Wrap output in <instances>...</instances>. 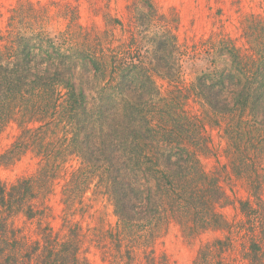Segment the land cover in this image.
<instances>
[{"label":"rangeland","instance_id":"obj_1","mask_svg":"<svg viewBox=\"0 0 264 264\" xmlns=\"http://www.w3.org/2000/svg\"><path fill=\"white\" fill-rule=\"evenodd\" d=\"M20 41L35 47L39 61L70 67L91 104L109 92L131 95L142 122L152 114L151 124L161 119L168 130L171 110L183 109L191 138L183 142L224 189L228 201L215 208L227 224L188 231L176 209L154 240L146 233L145 241L143 227L121 231L114 196L98 177L89 187L78 184L80 161L60 154L57 135L39 140L56 144L48 152L28 134L18 141L21 130L7 121L0 133V264H42L50 244L60 264H264V138L252 145L233 139L226 130L242 110L225 114L223 99L213 109L205 103L209 91L231 100L235 88L221 78L256 79L250 93L264 94V0H0V48H22ZM128 61L143 66L126 82L119 64ZM145 73L151 85L143 86ZM256 110V117L244 114L253 120L249 127L264 119L260 105ZM12 147L22 150L20 158L4 156ZM45 163L48 172H41ZM38 176L46 182H36L35 196L28 183L19 186Z\"/></svg>","mask_w":264,"mask_h":264},{"label":"trees","instance_id":"obj_2","mask_svg":"<svg viewBox=\"0 0 264 264\" xmlns=\"http://www.w3.org/2000/svg\"><path fill=\"white\" fill-rule=\"evenodd\" d=\"M24 41H20L22 48H0V133L3 126L7 127L8 121L21 130L16 137L18 141L28 134L33 142L54 153L56 144L47 142L42 145L52 131V136L57 135V139H61L57 144L58 150L62 149L60 154L71 155L76 162L80 161V167L83 165L86 169L83 172L79 167L73 173L76 176L81 171V178L78 179L82 182L78 184L89 187L98 177L109 196H114L121 231H137L138 227H143L145 241L146 233L154 240L162 232L160 224L166 226L170 213L176 209L187 220L182 224L190 226L188 231L200 232L227 224L224 215L215 208L228 201L224 189L219 185L218 178L201 168L198 159L195 160L183 142L184 138L191 139L188 127L190 119L183 109L176 107L174 109L177 111L171 110L168 119L172 128L168 130L161 125V119L158 124H151L154 118L152 114H146L142 122L141 114L136 109L137 102L131 95L119 96L109 92L91 104L84 89L72 80L70 67L66 70L61 62L39 61L35 47ZM119 65L123 67L121 76L126 82L128 77L139 76L137 70L143 66L134 61ZM95 69L99 70L98 64ZM142 69L146 70L145 67ZM145 75L143 86L151 85V77L147 73ZM217 82L224 87L235 88V92L229 100L227 95L217 97L212 94L213 91H209L210 94L205 96L207 107L213 109L223 99L222 105L228 109H225V114L240 108L243 115L236 119V126H228L226 131L234 132L233 139L238 138V141L250 145L260 142L264 138L261 134L264 119L260 118L261 121L257 122L262 127L259 124V128L253 125L249 127L253 120L244 116L256 117V108L260 105L262 110L259 113L264 117V94H251L248 87L256 79L247 77L238 82H227L221 78ZM217 82L207 84L211 85L209 90L215 88ZM259 88H264V79L259 81ZM159 111L158 117L164 120L162 106ZM246 123L248 129L241 130ZM54 130H58L57 134ZM185 142L189 141L185 139ZM9 153L17 155V158L23 154L22 150L13 147L4 156ZM234 156H239L238 152ZM45 167L46 163L40 171L48 172ZM37 181L40 184L46 182L38 176L20 181L19 186L28 183L27 189L35 196L40 189ZM19 186L15 190L19 191ZM255 193L261 199L259 192ZM4 194L5 189L0 188L2 201H5ZM26 194L22 199L27 198ZM81 195L79 189L76 196ZM173 203L176 206L170 208ZM50 250L42 264H60L59 252H54L51 244Z\"/></svg>","mask_w":264,"mask_h":264}]
</instances>
